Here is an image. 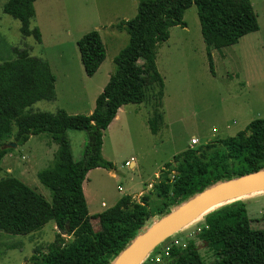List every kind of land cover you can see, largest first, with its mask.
Returning a JSON list of instances; mask_svg holds the SVG:
<instances>
[{
	"label": "trees",
	"instance_id": "trees-1",
	"mask_svg": "<svg viewBox=\"0 0 264 264\" xmlns=\"http://www.w3.org/2000/svg\"><path fill=\"white\" fill-rule=\"evenodd\" d=\"M35 0H7L2 11L20 23V33L41 42L37 28L30 29L35 17ZM197 8L201 36L206 45L208 69L214 75L211 49L237 44L258 31L249 0H140L137 14L112 28L128 35L127 45L114 57V71L95 100L90 115H69L27 110L39 101H54L55 75L47 61L29 55L27 49L13 48L14 58L0 63V163L11 151L8 143L23 146L31 136L48 135L56 144L53 165L37 174L50 192L51 201L12 176H3L0 166V232L26 236L49 222L56 227L54 241L46 253L32 255L30 264H113L149 217L143 197L134 202L121 197L112 207L89 215L82 184L89 171L112 170L113 164L102 157L103 134L125 105L145 101V89L164 88L156 53L169 38L173 27L186 28L184 13ZM83 70L92 77L106 57L105 46L97 31L77 40ZM157 118L160 119V116ZM156 134V120H149ZM83 131L82 158L72 157L67 131ZM12 138V142L9 140ZM161 171L156 184L163 201L161 218L203 191L220 183L264 170V119H255L233 137L214 140L175 155ZM98 219L103 229L94 230ZM205 227L197 238L206 243L214 260L210 264H264V228L254 229L241 201L220 207L204 219ZM175 264H205L194 241L176 258Z\"/></svg>",
	"mask_w": 264,
	"mask_h": 264
},
{
	"label": "rangeland",
	"instance_id": "rangeland-1",
	"mask_svg": "<svg viewBox=\"0 0 264 264\" xmlns=\"http://www.w3.org/2000/svg\"><path fill=\"white\" fill-rule=\"evenodd\" d=\"M6 1L0 0V63L14 58L13 48L27 49L30 56L47 61L57 77L56 100L39 101L27 110L52 114L64 110L69 115H84L88 103L93 104L99 85L104 86L106 75L114 71V57L129 40L126 33L112 27L135 17L140 0H35L30 29L40 31V43L32 36H22L19 21L3 13ZM249 1L258 31L244 36L235 45L212 48L214 75L208 69L196 6L193 4L184 13L186 28L170 29L168 40L158 46L156 53L157 68L164 82L162 97L157 85L147 87L145 101L141 105H128L125 119L104 132L101 154L114 168L94 169L85 179L83 194L89 215L112 207L123 196H130L137 203L144 197L149 214L144 228H148L161 218L163 201L157 195L156 184L175 155L233 137L251 121L264 119V0ZM90 31L99 33L106 57L95 75L87 78L76 42ZM153 119L158 126L156 134L148 126ZM193 138L197 143L191 146ZM70 140L73 159L78 161L79 140L73 136ZM12 141L11 138L9 142ZM10 150L0 163L2 175L20 180L50 202L51 194L37 174L53 165L56 144L48 135L41 134ZM131 160L135 161L132 168L125 165ZM238 200H244L251 226L264 228V190ZM207 215L181 226L142 264H175L191 240L203 262L210 264L213 254L197 238ZM92 224L96 232L103 229L98 219H93ZM56 231L54 223L49 222L26 236L0 232V264H30L32 255L46 253Z\"/></svg>",
	"mask_w": 264,
	"mask_h": 264
},
{
	"label": "water",
	"instance_id": "water-1",
	"mask_svg": "<svg viewBox=\"0 0 264 264\" xmlns=\"http://www.w3.org/2000/svg\"><path fill=\"white\" fill-rule=\"evenodd\" d=\"M7 147L16 148L17 145L15 143H8ZM262 189H264V170L228 180L203 191L191 200L182 203V205L173 209L170 213L160 218L156 223L148 228H144L129 246L123 250L113 264H142L154 249H156L166 238L172 235L185 223L194 219V217L203 210L226 198ZM220 207H217L210 212Z\"/></svg>",
	"mask_w": 264,
	"mask_h": 264
},
{
	"label": "crops",
	"instance_id": "crops-1",
	"mask_svg": "<svg viewBox=\"0 0 264 264\" xmlns=\"http://www.w3.org/2000/svg\"><path fill=\"white\" fill-rule=\"evenodd\" d=\"M51 66V65H50ZM82 66V65H81ZM51 68V70H52V72H53V74L55 75V70H53V67L51 66L50 67ZM82 69H83V67H82ZM83 73H84V75L86 76V74H85V72H84V70H83ZM110 74L111 73H109V74H107L106 75V77H107V80H106V84H107V82H108V80H109V76H110ZM95 75V74H94ZM93 75V76H94ZM92 76V77H93ZM87 78H91V77H88V76H86ZM55 78H56V80H55V93H56V97H57V92H56V83H57V77H56V75H55ZM106 84H104V86L106 85ZM104 86H100L99 85V87H98V90L96 91V93L94 94V96L96 97V96H98L101 92H102V90H103V88H104ZM93 98L92 99V101H93V104H91V102H89L88 103V110H87V112H85L84 113V115H90L92 112H93V110H94V107H95V100H96V98ZM56 100V99H55ZM91 101V100H90ZM141 105V104H140ZM127 106L128 105H125V106H122V107H120L119 109H118V111H117V114H116V117H115V119L111 122V124L108 126V128L106 129V131L108 130V129H111L115 124L114 123H116L117 121H119V120H124L125 119V117H124V115L126 114V111H125V109L127 108ZM74 114H76V113H74ZM74 130H68L67 131V137H68V140H69V144H70V148H71V153H72V143H71V137L73 136V137H75L76 139H78L79 140V149H80V155L78 156V158L77 159H81L82 158V154H83V149H84V146H85V134L83 133V135L81 134V133H78L79 135H77V133H75V132H73ZM105 131V132H106ZM79 132H81V131H79ZM105 135V134H104ZM104 135H103V137H104ZM27 143V142H26ZM10 153V152H9ZM72 157H73V155H72ZM23 158H26L25 156H23ZM74 158V157H73ZM131 161H133V163H132V165L130 166L131 168L133 167V166H135V161L134 160H131ZM126 162H129V161H126ZM125 162V163H126ZM92 171V170H91ZM91 171H89L88 172V174L86 175V178H87V176L89 175V173L91 172ZM84 184H85V181L83 182V184H82V187H83V189H84ZM148 187L150 188L151 187V185H148ZM102 204H104V203H102ZM102 204H101V206H102Z\"/></svg>",
	"mask_w": 264,
	"mask_h": 264
},
{
	"label": "bare ground",
	"instance_id": "bare-ground-1",
	"mask_svg": "<svg viewBox=\"0 0 264 264\" xmlns=\"http://www.w3.org/2000/svg\"><path fill=\"white\" fill-rule=\"evenodd\" d=\"M262 190H264V189H262ZM257 191H260V190H254V191H251V192H248V193H244V194H240V195H237V196H234V197L226 198V199H224V200H222V201L210 206L209 208L203 210L202 212L197 214L195 217H199V216L205 215V214L209 213L211 210H213V209H215L217 207H220V206L225 205L227 203L233 202L235 200H238V199H240V198H242L244 196H247V195L252 194L254 192H257ZM242 201H244V200H242Z\"/></svg>",
	"mask_w": 264,
	"mask_h": 264
},
{
	"label": "built area",
	"instance_id": "built-area-1",
	"mask_svg": "<svg viewBox=\"0 0 264 264\" xmlns=\"http://www.w3.org/2000/svg\"><path fill=\"white\" fill-rule=\"evenodd\" d=\"M196 143H197V140L195 138L191 139V141H190L191 146L196 144ZM132 163H133V161H129V162H126L125 165L127 167H130L132 165ZM104 206H105V204H102V207H104Z\"/></svg>",
	"mask_w": 264,
	"mask_h": 264
}]
</instances>
